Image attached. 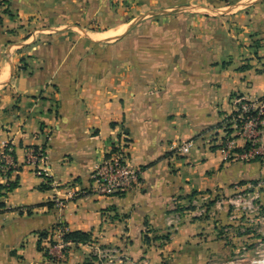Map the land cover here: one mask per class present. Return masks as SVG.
I'll list each match as a JSON object with an SVG mask.
<instances>
[{"label":"crops","instance_id":"crops-1","mask_svg":"<svg viewBox=\"0 0 264 264\" xmlns=\"http://www.w3.org/2000/svg\"><path fill=\"white\" fill-rule=\"evenodd\" d=\"M236 96H264V0H0V157L9 143L21 167L0 196V264H98L93 246L125 264H253L230 253L250 252L239 204L264 184V129L250 156L235 158L241 138L222 150ZM121 132L139 185L92 195ZM38 146L41 176L25 162ZM56 225L91 236L64 262L38 249Z\"/></svg>","mask_w":264,"mask_h":264},{"label":"built area","instance_id":"built-area-1","mask_svg":"<svg viewBox=\"0 0 264 264\" xmlns=\"http://www.w3.org/2000/svg\"><path fill=\"white\" fill-rule=\"evenodd\" d=\"M232 111L225 117L220 132L223 138L220 142L222 150L229 154L235 147V138L244 139L249 148L235 158H245L260 147V137L264 129V96L256 100H248L245 97L236 96L231 99ZM192 142L188 141L178 148L182 155L188 154ZM130 142L121 132L109 144L103 159L98 162L90 175L89 191L99 197H114L122 195L139 185L140 169L130 162ZM11 144H6L1 153L0 176L6 181L11 175H6L10 168L18 165L13 157ZM47 157L46 146H38L26 150L25 162L34 167V172L41 176L42 170L38 166L45 162ZM1 173H3L1 175ZM65 200L54 201V207H65ZM62 227L52 228L43 239L46 258L50 261L64 262L72 247L78 244L65 240ZM92 256L97 257L98 264H125L126 257L122 251L114 246H93ZM45 256V255H44Z\"/></svg>","mask_w":264,"mask_h":264},{"label":"rangeland","instance_id":"rangeland-1","mask_svg":"<svg viewBox=\"0 0 264 264\" xmlns=\"http://www.w3.org/2000/svg\"><path fill=\"white\" fill-rule=\"evenodd\" d=\"M36 30L29 35L33 41L41 40L39 37L40 35L46 37L50 34V32H40L39 29ZM117 38L118 37L107 39L103 42V44H113L114 41L118 40ZM22 66L23 65H21V67ZM250 193L251 196L249 197H251V199L248 200V203L244 204L243 208L242 204H239L240 213L245 215L242 230H246V226H248L250 233L251 231L254 233V236H252V241H243L246 243V245L248 244L251 247L248 249L250 252H246L247 250L242 248L234 254L230 253V257L231 259H238L239 261H248L249 259L254 261L253 264H264V184H261L259 187H257V189ZM255 244L260 247V251H257ZM246 245H244V247L247 248Z\"/></svg>","mask_w":264,"mask_h":264},{"label":"trees","instance_id":"trees-1","mask_svg":"<svg viewBox=\"0 0 264 264\" xmlns=\"http://www.w3.org/2000/svg\"><path fill=\"white\" fill-rule=\"evenodd\" d=\"M25 65L22 66V68H24ZM222 125V122L219 124V127ZM30 148H34V147H30ZM249 148L248 144H245L244 148L242 149L243 151H247ZM239 150V149H237ZM14 160H15V156L13 154ZM0 163L2 164L1 160ZM21 169L20 166H18L17 168H10L7 170L6 175L10 177L11 173L13 171L16 170V172H18ZM3 173H1L2 175ZM17 186V179L16 180H9L6 181L5 184H0V196H4L6 195L8 192H10L11 190H13L15 187ZM59 226H63V225H56L55 227H59ZM47 233H41L39 235V242H38V249L39 251H42L43 254L46 256V250H44V246L42 245L43 239L46 237ZM63 238L65 240H70L75 244H80V243H86L90 241L91 236L89 234L86 233H82V232H66L63 235Z\"/></svg>","mask_w":264,"mask_h":264}]
</instances>
